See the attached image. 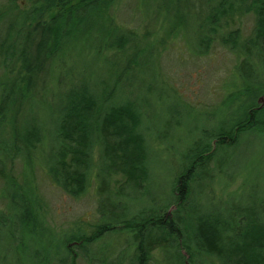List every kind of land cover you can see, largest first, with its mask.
Returning a JSON list of instances; mask_svg holds the SVG:
<instances>
[{"label": "trees", "instance_id": "obj_1", "mask_svg": "<svg viewBox=\"0 0 264 264\" xmlns=\"http://www.w3.org/2000/svg\"><path fill=\"white\" fill-rule=\"evenodd\" d=\"M6 1L2 5L6 7L0 6V132L6 129L11 140L1 141L0 146L11 142L27 167L20 176L10 175L4 170V158L0 160L5 188L0 190V201L6 202L8 214L13 215L7 218L0 213V226L6 227L4 221L11 223L14 218L20 228L26 227L21 228L24 235L32 228L46 230L39 197L30 181V163L32 152L34 155L48 138L56 141L60 136L48 158L50 165L45 166L52 181L75 197L82 194L91 177L93 147L102 144L98 157L102 176L95 177L97 192L103 194L98 202L99 224L89 233L66 231L62 238L83 245L106 234L126 233L133 238L131 264H146L148 252L163 244L168 249L163 254L175 251V263L186 257L198 264L208 256L220 264H264L261 192L254 197L259 212L242 209L247 214L242 218L245 223L240 228L235 224L234 234L226 237L222 224L215 223L217 218L199 212L189 193L191 183L210 173L217 151L238 146L250 131H264V0H164L160 6L161 18L176 27L172 34L183 37L187 32L197 54L207 53L217 41L236 61L224 98L225 114L210 133L200 127L185 145L174 174L176 193L165 207L152 203L132 215H128V203L122 212L115 210L121 198H126L122 184L113 193L105 189L108 177L121 174L126 185L142 187L145 194L150 180L141 104L113 101L120 94V74L137 66L146 52L133 44L132 31L125 33L114 22L119 0H26L24 7L17 0ZM190 1L199 3L189 5ZM246 14L252 16L253 26L243 37L239 22ZM216 32L220 36L213 39ZM77 66L82 69L74 78ZM47 118H51L52 128H48ZM212 140L217 144L211 147ZM217 165L213 168L222 167ZM171 206L174 209L168 212ZM192 209L195 216L190 215ZM230 209L238 211L239 207ZM73 261L71 257L70 264Z\"/></svg>", "mask_w": 264, "mask_h": 264}, {"label": "rangeland", "instance_id": "obj_2", "mask_svg": "<svg viewBox=\"0 0 264 264\" xmlns=\"http://www.w3.org/2000/svg\"><path fill=\"white\" fill-rule=\"evenodd\" d=\"M6 2L0 0V6ZM17 2L22 7L26 5V0ZM163 2L119 0L113 12L114 22L119 28L125 33H134L133 44L146 48L141 58L137 56V66H131L128 72L120 74V86L117 88L120 94L113 98L117 104L123 101H133L137 106L141 104L143 126L146 127L142 132L148 147L150 180L147 193H141L142 187L136 189L130 183L126 185V177L121 174L108 177L105 183V189L112 193L123 185L126 198H121L118 203L120 207L115 210L122 212V206L128 203V215L139 213L152 203L165 207L172 193H176L174 174L181 164L185 145L196 137L200 127L210 133L216 126L215 122L225 114L224 98L229 91L227 87L236 61L235 56L217 41L212 43L207 53L197 54L196 45L189 40L187 32V36L183 37L180 34L173 35L172 31L175 33L176 27L173 29L160 16ZM198 3L188 2L189 5ZM239 24L244 37L253 26L252 16L243 15ZM191 30L193 32L192 26ZM224 32L221 31V34ZM211 36L214 39L220 34L216 32ZM189 37L193 38L194 33L189 34ZM130 53L132 50H129ZM77 67L73 72L74 78L79 76L82 69ZM47 121L48 128H52L51 118ZM28 124L29 120L24 123V130ZM47 135H50L48 131ZM9 140L6 129L2 130L0 143ZM59 142L60 136L56 137V141L48 138L34 155L32 152L33 161L30 163V181L39 197L46 230L37 226L39 230L32 228L24 235L21 228L26 227L20 228L14 218L11 223L6 219L4 222L8 225L4 228L0 226V264H70L71 257L73 264H131L133 238L131 240V236L126 233L106 234L83 245L76 240L70 242L69 238H62L64 232L70 230L89 233L102 218L98 202L103 194L97 192L98 179L95 177V174L102 176L101 160L98 159L102 144L94 145L91 177L86 190L75 197L53 182L45 168L50 165L48 158L54 144ZM215 143L216 140H212L211 147ZM227 145L228 142L224 146ZM0 147V160L3 157L5 161L4 170L10 175L20 176L27 163L16 156V148L11 142L9 146L2 143ZM220 156L223 161L219 160ZM215 159L212 163L217 162V166L222 167L214 169L211 163L210 173L199 177L195 184L191 183V203L195 202L199 212L205 211L217 218L214 220L222 224L223 236H232L236 228L245 223L242 218L247 214L242 209L253 208L258 213L254 197L261 192L264 199V131H250L238 146L217 151ZM1 189L5 188L0 180ZM236 207H239L238 211H231L230 208ZM173 209L174 206H171L168 212ZM0 213H4L7 218L13 216L8 214L7 204L3 200L0 201ZM190 215L195 216L196 211L192 209ZM66 247H69L71 255ZM166 250L165 244L152 248L148 252L150 259L146 264H178L181 260V264H193L186 257L175 263V251L163 254ZM184 252L182 249L181 254L185 255ZM198 262L220 264L218 259L208 256L200 258Z\"/></svg>", "mask_w": 264, "mask_h": 264}, {"label": "bare ground", "instance_id": "obj_3", "mask_svg": "<svg viewBox=\"0 0 264 264\" xmlns=\"http://www.w3.org/2000/svg\"><path fill=\"white\" fill-rule=\"evenodd\" d=\"M259 101H260L261 104L263 103V99H262V97L259 99Z\"/></svg>", "mask_w": 264, "mask_h": 264}]
</instances>
